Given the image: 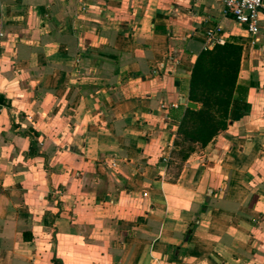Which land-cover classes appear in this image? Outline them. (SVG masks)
Instances as JSON below:
<instances>
[{
    "label": "crops",
    "instance_id": "crops-1",
    "mask_svg": "<svg viewBox=\"0 0 264 264\" xmlns=\"http://www.w3.org/2000/svg\"><path fill=\"white\" fill-rule=\"evenodd\" d=\"M258 27L222 0H0V264H264V1ZM207 32L240 47L226 127L177 163Z\"/></svg>",
    "mask_w": 264,
    "mask_h": 264
},
{
    "label": "trees",
    "instance_id": "trees-1",
    "mask_svg": "<svg viewBox=\"0 0 264 264\" xmlns=\"http://www.w3.org/2000/svg\"><path fill=\"white\" fill-rule=\"evenodd\" d=\"M239 57L240 47L233 43L216 44L197 55L191 71L188 99L200 107L186 110L178 127V137L203 146L226 127V112ZM189 154L181 157V162Z\"/></svg>",
    "mask_w": 264,
    "mask_h": 264
},
{
    "label": "built area",
    "instance_id": "built-area-1",
    "mask_svg": "<svg viewBox=\"0 0 264 264\" xmlns=\"http://www.w3.org/2000/svg\"><path fill=\"white\" fill-rule=\"evenodd\" d=\"M264 0H222L224 14L230 16L233 21L242 27L251 36L258 34V18ZM4 34L0 31V40ZM206 37L213 43L222 45L224 41L214 36L213 32H207ZM2 104L0 103V113Z\"/></svg>",
    "mask_w": 264,
    "mask_h": 264
},
{
    "label": "rangeland",
    "instance_id": "rangeland-1",
    "mask_svg": "<svg viewBox=\"0 0 264 264\" xmlns=\"http://www.w3.org/2000/svg\"><path fill=\"white\" fill-rule=\"evenodd\" d=\"M198 108L200 107L199 104ZM202 145L200 143H192V142H188L184 139V137L179 136L178 139L175 141V145L172 149L171 152V158L173 159V161L180 163L181 162V157L195 151L197 148H201Z\"/></svg>",
    "mask_w": 264,
    "mask_h": 264
},
{
    "label": "water",
    "instance_id": "water-1",
    "mask_svg": "<svg viewBox=\"0 0 264 264\" xmlns=\"http://www.w3.org/2000/svg\"><path fill=\"white\" fill-rule=\"evenodd\" d=\"M181 103H184V100L181 101ZM186 105H187V107H190V108H195L196 107V105L191 103V102L186 103Z\"/></svg>",
    "mask_w": 264,
    "mask_h": 264
}]
</instances>
